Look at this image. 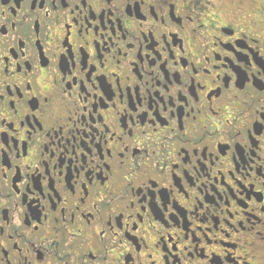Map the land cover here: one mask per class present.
I'll use <instances>...</instances> for the list:
<instances>
[{"label": "flooded vegetation", "instance_id": "1", "mask_svg": "<svg viewBox=\"0 0 264 264\" xmlns=\"http://www.w3.org/2000/svg\"><path fill=\"white\" fill-rule=\"evenodd\" d=\"M0 264H264V0H0Z\"/></svg>", "mask_w": 264, "mask_h": 264}]
</instances>
